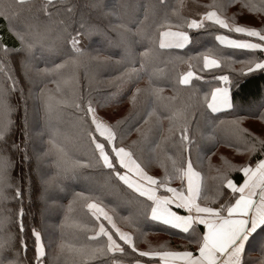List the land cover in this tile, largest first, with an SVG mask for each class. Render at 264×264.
<instances>
[{
    "label": "trees",
    "instance_id": "16d2710c",
    "mask_svg": "<svg viewBox=\"0 0 264 264\" xmlns=\"http://www.w3.org/2000/svg\"><path fill=\"white\" fill-rule=\"evenodd\" d=\"M41 2L43 0H32L34 4ZM72 2L76 6L77 15L84 11L93 21L98 19V13L89 12L86 8L87 0H72ZM214 2L226 5L220 9V13L226 17H234L236 23L256 28L264 27V11H249L242 7L245 3L259 5L260 0H132L134 7L124 13L125 22L129 24L135 19L133 12L140 14L144 8L151 6L152 15L144 25L141 35H132L128 41L117 44L107 41L98 32H92L82 40L81 46L85 55L79 58L78 63L66 65L48 74L47 78H41L35 72L36 61L25 68L16 61L15 57L9 60L8 67L12 69L11 75L17 79L18 83L17 90L8 91L6 97V102L12 109L10 118L14 122L8 139L9 142L13 140L20 142L22 133L19 126L23 123L24 108L27 105L28 152L33 157L30 163L22 165L19 153H8L14 162V166L9 168V176L12 180L20 181L22 171L30 174L33 179L32 204H29L27 197L24 199V239L29 245L28 257L32 256V240L29 233L32 227L42 231L45 243L51 245L48 251L53 253L55 244L61 240L76 247L96 246L94 242L86 238L92 235L90 229L96 226V223L85 206V197L97 199L107 208L114 210L117 225L122 231L133 233L140 250H147L149 246L157 248L161 245L175 250H183V247H188L189 250L195 249L196 245H189L187 234L146 218L142 214L143 205L130 202L127 191L117 181L109 178L106 171H101L95 165L92 145L85 134L90 120L85 117L83 111L72 107L71 101L73 99L77 102L91 100L97 115L106 120L109 125L117 126L116 143L119 145L122 142L141 159L151 160L147 170L150 175L157 178L164 175L161 162H167L171 167V161L168 158H178L174 145L161 139L162 135L167 134L170 125L168 117L185 105H195L197 96H202L210 88L218 86L221 82L214 80L213 76L229 75L232 79L231 93L235 116L242 117V121H255V123L263 121L264 119H261L259 115L251 114L252 109L249 108V104H258L264 100V73L256 72L247 77L238 76L233 70L241 68L239 61L247 58L249 55L247 50L227 48L219 45L215 40V35L218 33L235 37L237 34L228 33L208 21L204 22L203 28L188 29L186 27L187 22L191 19H199L203 12L209 10L206 6ZM102 3L113 7L119 4L120 0H102ZM4 5L15 7L13 0H0V6ZM165 16L168 17L167 23L173 28L189 33L191 40L184 48L161 49L155 42L153 21L164 22ZM13 23L19 28H24L28 24L42 26L46 21L34 9L25 8L13 18ZM103 23H107V20ZM180 24L184 27H178ZM8 29V22L0 17V40L9 47H18V42ZM50 42L53 48L52 54L45 53L41 57L39 52L36 53L41 61L38 64L40 68H51L54 63H60L65 58L62 56V51L66 50L64 42L56 38L54 31L50 34ZM145 49L150 51L142 58L140 53H143ZM208 49H212L213 56L221 61V67L201 72V54ZM256 54L260 55V53ZM2 59L3 54L0 53V60ZM190 65L196 72V76L192 78L189 85L178 84V77L188 71ZM4 71H0V122L5 115V89L10 83L6 81ZM197 77H203V79ZM45 87L53 96L65 102L59 111L48 118L44 116L41 102L36 99L41 89ZM20 89H23V95ZM137 89L141 91L137 92ZM153 89H159V94H154ZM201 113L202 110L198 107L192 110L191 155L197 169L201 170L206 177H213L217 173L212 164L219 159L218 157L223 154L225 156L232 149L248 151L242 145L244 144L242 138L235 137L227 125L219 123L231 121L234 119L233 115L212 114L217 118L216 125L213 126L205 122V117ZM34 116L41 120L38 121L40 124H35L32 120ZM141 117H145L147 123ZM242 121L239 127L256 135L252 131L254 126L250 128L246 125L245 127ZM44 122L48 123V127L44 125ZM137 129L143 131L144 135H141V131ZM50 137H54V143L62 149L61 151H57L54 147L49 151ZM99 139L104 142L103 138ZM133 141L136 143L133 144ZM223 150L226 154L220 153ZM44 153L47 155L40 164L39 172H34L33 169L37 166L35 155ZM248 155L244 165L250 162L254 164L264 158V151L251 152ZM85 161H93V163L86 165L82 163ZM229 164V159L224 162L225 166ZM229 175L238 183L243 179L242 174L236 170L231 171ZM41 177L51 180V183L47 185L46 196L42 195ZM84 178L89 181V184L85 186L80 183ZM180 184L179 178H173L169 186L178 188ZM94 185H100V187L97 188ZM208 186L210 189L213 188L211 179L208 180ZM80 193L83 197L77 195ZM159 194L165 195L166 192L160 189ZM18 207V202L11 198L0 201V221L5 216L13 219L12 223L4 225V231L18 234L15 223V212ZM132 221L135 222L132 223ZM263 235L264 231L258 230L254 244L263 238ZM257 251L260 252L258 246L248 254ZM109 258L119 261V264H132L135 258L140 257L126 247L124 254L112 253L109 257L81 258L67 254L59 257L57 264H101L102 260L108 261ZM250 258L257 259L252 256ZM140 259L148 261V258Z\"/></svg>",
    "mask_w": 264,
    "mask_h": 264
},
{
    "label": "snow or ice",
    "instance_id": "6c2138e0",
    "mask_svg": "<svg viewBox=\"0 0 264 264\" xmlns=\"http://www.w3.org/2000/svg\"><path fill=\"white\" fill-rule=\"evenodd\" d=\"M13 2L14 8L7 5L0 6V17L8 22V30L18 42V47H9L0 40V53L3 54V59L0 60V71L7 69L4 75L6 81L10 82L5 89V115L3 121L0 122V201L11 198L18 202L19 207L15 212L18 234L3 230L5 224L13 222L12 217H3L0 221V264H25V262L26 264H57L59 257L67 254L81 258L109 257L112 253L124 254L126 247L132 253L138 254V257L148 258L147 264H264V238L254 244L258 230L264 231V159H259L255 164L250 162L243 166L229 164L224 170L218 169L217 175L206 177L201 170L197 169L191 155L193 145L191 115L194 107L201 109L205 122L213 126L216 125L217 118L212 114L233 115L234 119L220 121V125H227L235 137L242 138L246 151L250 153L264 151V138L239 127L243 118L234 115L235 106L231 93L233 81L229 75L213 76V79L221 82L222 86L210 88L202 96L196 97L195 105H185L168 117L170 125L167 134L162 135L161 139L174 145L178 158H168L171 161V167L167 162H161L164 175L160 178L149 174L147 169L151 160L141 159L122 142L119 145L116 143L117 126L109 125L98 117L91 100L77 102L73 99L71 101L72 107L83 111L85 117L90 120L85 134L92 145L95 165L101 171H106L109 178L117 181L127 191L130 202L143 205L142 214L146 218L187 234L189 245H196L194 250H189L188 247L175 250L166 245L157 248L149 246L147 250H140L133 233L122 231L117 225L114 210L107 208L97 199L85 197V206L96 223V226L90 229L92 235L86 238L94 242L96 246L76 247L61 240L55 244L53 253L48 251L51 245L45 243L42 231L32 227L29 230L32 240V256H27L29 245L24 239V199L27 197L29 204H32L33 179L30 174L22 171L20 181L12 180L9 176V168L14 166V162L8 153H19L22 165L30 163L33 157L28 152L27 105L24 108L23 123L19 126L22 133L20 142L17 143L14 140L9 142L8 139L14 122L10 118L12 109L7 104L6 97L8 91L17 90L18 83L17 79L11 75L12 69L8 67L9 60L15 57L16 61L25 68L36 61L35 72L41 78H47L48 74L66 65L78 63L79 58L85 55L81 46L82 40L92 32H98L107 41L117 44L128 41L132 35H141L144 25L152 15V10L149 6L144 8L140 14L133 12L135 19L129 24L125 22L124 13L134 7L132 0H120V3L113 7L104 5L102 0H87L88 11L98 13L96 21H93L84 11L77 15L76 6L72 0H67V2L43 0L38 4L32 3V0H13ZM225 6L216 2L206 6L213 10L205 11L199 19L187 22L186 27L188 29L203 28L204 22L208 21L228 33L237 34L242 38L222 33L215 35V40L219 45L247 50L249 54L247 58L239 61L241 68L233 71L240 77H247L256 72L264 73V27L256 28L236 23L234 17H226L220 13V9ZM242 7L249 11L261 12L264 11V0H260L259 5L245 3ZM25 8L34 9L46 23L42 26L28 24L24 28L17 27L13 23V18ZM167 19L168 17L165 16L164 22L153 21L155 42L161 49L184 48L191 40L188 32L174 31L173 26L167 23ZM104 20H107V23H103ZM178 27L182 28L184 25L180 24ZM53 31L56 33V38L64 42L66 50L62 51V56L65 58L60 63H54L51 68H40L38 64L41 61L36 53L39 52L41 57L45 53H53L50 42V34ZM149 51L145 49L140 56L142 58L147 56ZM201 56V72L221 67V61L214 58L212 49H208ZM132 62L135 63V61ZM195 76L196 72L190 65L189 70L178 77V84L189 85ZM197 78L203 79V77ZM159 91V89H153L154 94L158 95ZM20 92L23 95V89H20ZM36 99L41 102L45 118L59 111L65 103L53 96L46 87L41 89ZM249 108L252 109L253 116L259 115L261 119H264V111H261L264 109V100L258 104L250 103ZM141 119L147 123L145 117ZM141 135H144L143 131ZM98 137L103 138L104 142H101ZM48 143L49 151L53 147L57 151L62 150L54 143V137H50ZM135 143L136 141H133V144ZM46 155L47 153L35 155L37 166L33 169L34 172H39L40 164ZM82 163L91 165L93 161ZM234 170L242 174V182L238 183L230 178L229 174ZM173 178L180 179L181 184L178 188L169 186ZM209 179L213 181L212 189L208 186ZM49 183H51L50 179L41 177L42 195L44 196H46ZM160 189H164L168 194H158ZM9 190L11 191L10 197ZM77 195L83 197L82 193ZM181 210L186 214H181ZM257 246L262 254L261 257L249 258L248 252ZM140 258H135L132 264H146ZM101 264H119V261L109 258L108 261L102 260Z\"/></svg>",
    "mask_w": 264,
    "mask_h": 264
},
{
    "label": "rangeland",
    "instance_id": "374dc122",
    "mask_svg": "<svg viewBox=\"0 0 264 264\" xmlns=\"http://www.w3.org/2000/svg\"><path fill=\"white\" fill-rule=\"evenodd\" d=\"M32 120L35 121V124H40V122H38V121H41L37 116H34ZM46 121H51V120H46ZM52 121H54V119ZM104 121L106 123H108L106 120H104ZM242 123H243V125H245V127L250 126V128H251V126H254V128H252V131L258 137L264 138V120L263 121H259V123H255V121H242ZM44 125L46 127H48V123L44 122ZM256 125H257V127H256ZM255 128H257L259 130V132H258V130L256 131ZM253 129H255V130H253ZM242 145L245 146V144H242ZM220 153H225V151L223 150ZM249 153L250 152L241 151V149L240 150L232 149L231 151H229L228 154L225 153L226 154L225 156L223 154V155H221V157H218L219 159L213 161V164H212L213 169L216 170L215 171L216 173H217L218 169L219 170H224L227 167V166L224 165V162H227L228 159L230 161V165L243 166L246 163L247 159H248V156H249L248 154ZM220 159H222V160L219 161ZM80 183H81V185L85 186V185L89 184V181L86 178H84V179H82L80 181ZM95 187L99 188L100 185H97Z\"/></svg>",
    "mask_w": 264,
    "mask_h": 264
},
{
    "label": "crops",
    "instance_id": "0c3cea01",
    "mask_svg": "<svg viewBox=\"0 0 264 264\" xmlns=\"http://www.w3.org/2000/svg\"><path fill=\"white\" fill-rule=\"evenodd\" d=\"M209 10H213V9H209ZM191 20H192V19H191ZM191 20H190V21H191ZM190 21H189V22H190ZM194 29H195V28H194ZM173 30L175 31V30H180V29H175V28H173ZM184 31H185V30H184ZM188 34H189V33H188ZM225 35H228V34H225ZM189 36H190V35H189ZM234 37H235V36H234ZM236 38H242V37H238V36H236ZM186 45H187V44H186ZM186 45H185V46H186ZM224 47H225V46H224ZM227 48H230V47H227ZM214 58H215V57H214ZM218 86H222V84L220 83ZM262 159H264V158H262ZM256 162H257V161H256ZM254 164H255V163H254ZM241 182H242V181H241ZM170 187H172V186H170ZM158 194H159V192H158ZM167 194H168V193H166L165 195H167ZM173 210H175V208H173ZM181 214H186V213H184L183 210H181ZM179 231H180V230H179ZM263 238H264V235H263ZM261 255H262L261 252H258V251H257V252H254V253H252V254H250V255L248 254L249 258H250L251 256H252L253 258H254V257L259 258V257H261ZM146 264H147V262H146Z\"/></svg>",
    "mask_w": 264,
    "mask_h": 264
}]
</instances>
